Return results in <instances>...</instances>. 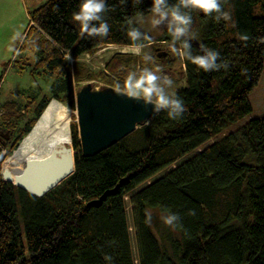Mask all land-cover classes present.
<instances>
[{"label":"trees","instance_id":"obj_1","mask_svg":"<svg viewBox=\"0 0 264 264\" xmlns=\"http://www.w3.org/2000/svg\"><path fill=\"white\" fill-rule=\"evenodd\" d=\"M81 2L47 0L30 11L7 66L31 67L52 78L51 97L74 106V82L98 78L107 86H123L129 73L154 71L157 65L170 66L180 59L185 82L173 96L183 101L186 111L175 120L161 111L118 143L88 157L82 154L78 125L72 122L75 170L41 197L0 174V264H135L127 195L133 205L138 264H264V116L252 115L249 100L264 68V0H222L230 21L190 13L192 54L202 55L203 44L220 53L218 63L228 65L207 72L171 52L166 26L157 40L141 29L138 19L152 14V0H105L109 34L87 38H81L72 20ZM129 19L131 27L148 37L136 43L154 47L164 41L167 56L158 57L157 46L146 53L150 60L139 55L140 62L132 54L114 53L105 71L98 73L77 60L69 64L66 56L78 59L109 45L135 46L127 35ZM28 53L36 57L34 62ZM167 57L173 59L168 62ZM154 59L158 64L151 62ZM49 99L34 109V118L8 152L28 133ZM4 106L7 117L21 116L13 103ZM13 126L0 124L2 146L9 144L3 132L11 138ZM214 137L218 139L205 145ZM4 158L0 153V172ZM110 191L99 204H90ZM149 208L178 215L172 225L177 237H161L145 222Z\"/></svg>","mask_w":264,"mask_h":264},{"label":"rangeland","instance_id":"obj_2","mask_svg":"<svg viewBox=\"0 0 264 264\" xmlns=\"http://www.w3.org/2000/svg\"><path fill=\"white\" fill-rule=\"evenodd\" d=\"M46 1L47 0H0V124L5 122L7 125H14V131L11 138L6 132H3V138L5 140L8 139L9 144L5 147L0 143V153L5 155V158L2 161L1 171L6 168L12 169V158L18 150L26 144V141L33 143V141H37L38 138L42 136L63 135L67 140V143L71 145V123L76 122L75 105L70 106L57 98L51 97L50 87L53 82L52 78L39 75L37 71H32L31 67L20 69L19 65L16 64H13V66L10 67L7 66V63L13 60L14 57L12 58V56L15 52L18 40L28 25L29 12ZM152 19L153 14L147 15L139 18L138 24L144 32L149 34L154 40H157L162 35L165 25L154 27L152 25ZM165 45L166 42L159 41L155 46L165 47ZM154 47L148 45L144 46L139 55L142 54V56H145L146 53H153ZM117 50H121L120 46H104L93 53H86L78 59H68V62L73 66L75 62L74 60H77L82 66L85 65L84 69L98 73L105 71V65L108 59ZM127 53L132 54L135 57L136 62H140L137 58L139 55L133 54L132 52ZM28 54V57L34 62L36 57L31 56L30 53ZM1 61H4L3 64ZM151 62L158 64V61L155 59ZM183 70L182 60L179 59L174 61L170 66L165 67L157 65L153 72L158 76L167 75L173 80L172 87L167 89L168 94L173 95L178 88L184 85ZM86 82H92L95 87L105 85L102 80L95 78L82 82H74V90L78 88V85L80 87ZM49 97L50 99L47 103V107L38 122L36 123V119L30 128L31 131L29 130L30 132L28 131V133L20 139L16 147L8 152L9 146L14 143L16 136L25 128L27 122L34 118V109L42 100L48 99ZM249 100L253 108L252 115L264 116V68L259 83L249 95ZM6 103H13L16 112L21 114L18 119H16V114H11L7 117L6 108L4 106ZM59 104H62L63 109H66L67 113L70 114L69 124L66 117L67 124L63 122L61 115H64V110L61 112L60 108H58ZM246 119L247 118H244L240 122H244ZM52 124L55 127L54 129L50 128ZM217 139L218 137H214L205 145H208ZM196 151L197 150L190 152L178 162L168 166L163 171L156 174L154 178L164 175L182 160L191 157ZM125 202L132 254L135 259V264H138L136 230L133 223V205L130 202L129 195L125 197ZM147 212H151V224L159 236H164V238L168 236L177 237V233L173 230L172 226H169L164 222V218L167 217L165 213L153 208H149ZM169 253L172 254L171 250H169Z\"/></svg>","mask_w":264,"mask_h":264},{"label":"water","instance_id":"obj_3","mask_svg":"<svg viewBox=\"0 0 264 264\" xmlns=\"http://www.w3.org/2000/svg\"><path fill=\"white\" fill-rule=\"evenodd\" d=\"M122 52L117 50L114 53ZM167 54V51H162L157 56L166 57ZM172 59L167 57L168 62ZM75 109L81 151L87 157L110 148L138 127L148 124L158 114L152 111L151 104L145 105L141 99L131 98L123 93L117 94L113 86L95 87L92 82H86L75 90ZM74 170L73 147L63 140H51L44 144L37 155L15 160L12 169H4L0 174L3 180L41 197ZM111 192L103 194L90 204H99Z\"/></svg>","mask_w":264,"mask_h":264},{"label":"clouds","instance_id":"obj_4","mask_svg":"<svg viewBox=\"0 0 264 264\" xmlns=\"http://www.w3.org/2000/svg\"><path fill=\"white\" fill-rule=\"evenodd\" d=\"M141 2V0H137ZM105 0H82L79 11L72 15L73 22L79 26V35L81 38L87 37H107L109 34V25L104 20L103 14L108 11ZM150 11L153 14L152 25L154 27L165 25L169 35L172 37L171 52L182 59L191 61L198 68L207 71L227 68V63H218L220 53L200 45L202 55L192 54L191 40L194 35L190 28L192 24V11H199L206 16L213 17L216 22L221 20L230 21V13L224 11L222 0H177L175 4L170 5L168 0H152ZM128 37L134 43V47L125 49L126 52H132L139 55L144 47L143 44L136 43L141 39L148 37L138 28L131 27L133 21L129 19ZM233 27L235 22L233 21ZM240 39L247 41V35H241ZM177 42L180 46L177 47ZM264 42V41H262ZM150 60V56L144 57ZM66 59H71L66 56ZM159 71V70H158ZM173 80L167 75L158 76L148 68L143 69L142 73L137 75L135 72L129 73L123 82V86L117 83L115 91L117 94H126L131 98L143 100L145 105L151 104L152 111L159 113L165 111L168 118L177 119L186 111L183 101L178 96L169 95L167 89L172 87ZM189 214L195 215L194 210ZM151 212L147 213L146 223L151 226ZM178 220V215L170 214L164 218V222L172 226ZM107 259H111L108 257Z\"/></svg>","mask_w":264,"mask_h":264},{"label":"bare ground","instance_id":"obj_5","mask_svg":"<svg viewBox=\"0 0 264 264\" xmlns=\"http://www.w3.org/2000/svg\"><path fill=\"white\" fill-rule=\"evenodd\" d=\"M129 48H132L131 46H120V49L124 52L125 49H129ZM106 49V48H105ZM127 53V52H126ZM58 108H60L61 112H63L64 110V115H61L62 117V120L64 123H66V119L65 117L68 119V124H69V121H70V114L67 113V110L66 109H63V105L62 104H59L58 105ZM67 124V123H66ZM57 141V140H63L64 142L67 143V140L65 139L64 136L62 135H48V136H42L40 138H38L37 141H33V143L29 142V141H26L24 144L19 150L18 152L14 155V157L12 158V164L15 160L19 159V158H22V157H25V156H35L37 155L41 150H42V147L44 146V144L47 142V141ZM7 169V168H6ZM9 169V168H8Z\"/></svg>","mask_w":264,"mask_h":264},{"label":"flooded vegetation","instance_id":"obj_6","mask_svg":"<svg viewBox=\"0 0 264 264\" xmlns=\"http://www.w3.org/2000/svg\"><path fill=\"white\" fill-rule=\"evenodd\" d=\"M156 48V50H157V52H162V51H164L165 49H163L162 47H160V46H157V47H155ZM170 56V55H169Z\"/></svg>","mask_w":264,"mask_h":264},{"label":"crops","instance_id":"obj_7","mask_svg":"<svg viewBox=\"0 0 264 264\" xmlns=\"http://www.w3.org/2000/svg\"><path fill=\"white\" fill-rule=\"evenodd\" d=\"M12 59V58H11ZM4 61H1V63L3 64Z\"/></svg>","mask_w":264,"mask_h":264},{"label":"built area","instance_id":"obj_8","mask_svg":"<svg viewBox=\"0 0 264 264\" xmlns=\"http://www.w3.org/2000/svg\"><path fill=\"white\" fill-rule=\"evenodd\" d=\"M86 54V53H85Z\"/></svg>","mask_w":264,"mask_h":264}]
</instances>
